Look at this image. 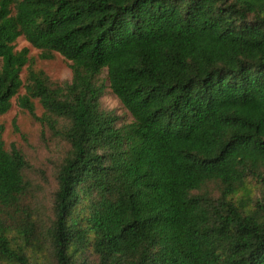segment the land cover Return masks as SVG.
<instances>
[{
    "label": "trees",
    "instance_id": "16d2710c",
    "mask_svg": "<svg viewBox=\"0 0 264 264\" xmlns=\"http://www.w3.org/2000/svg\"><path fill=\"white\" fill-rule=\"evenodd\" d=\"M0 61V116L24 87L68 145L41 218L0 125V264H264V0H0Z\"/></svg>",
    "mask_w": 264,
    "mask_h": 264
},
{
    "label": "rangeland",
    "instance_id": "374dc122",
    "mask_svg": "<svg viewBox=\"0 0 264 264\" xmlns=\"http://www.w3.org/2000/svg\"><path fill=\"white\" fill-rule=\"evenodd\" d=\"M23 47L29 49V63L22 70L21 77L26 83L27 70H42L53 82L63 83L71 79L69 63L57 52L51 58H42L41 49L33 47L23 36L15 42L16 50ZM1 65V61H0ZM106 71H103L101 78L105 79ZM105 84L108 85L106 79ZM25 94L22 87L19 93L12 99V106L8 112L0 116V125L3 126L2 138L7 150L15 147L23 154L29 162L30 168L26 171V177L30 182V190L26 203L34 208L35 216L41 218L49 217L51 213L52 194L56 188L55 174L58 164L68 149L66 141L52 129L44 116V109L38 102L33 100L35 114L41 120L32 117L18 101V96ZM102 107L107 111H114L121 116L123 121H129L130 115L123 108L118 98L107 87L101 98ZM254 183L249 182L253 187ZM208 191H215L214 184L206 186ZM51 264V263H45Z\"/></svg>",
    "mask_w": 264,
    "mask_h": 264
}]
</instances>
